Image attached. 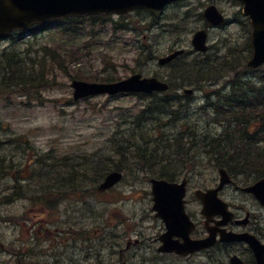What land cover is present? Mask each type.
I'll use <instances>...</instances> for the list:
<instances>
[{"label":"rangeland","instance_id":"obj_1","mask_svg":"<svg viewBox=\"0 0 264 264\" xmlns=\"http://www.w3.org/2000/svg\"><path fill=\"white\" fill-rule=\"evenodd\" d=\"M210 4H215L226 15L224 24L213 27L204 17ZM242 7L236 0H187L174 3L157 14L145 10L134 11L124 19L113 16L115 21L97 19L94 29L86 20L79 26L83 31L67 37L57 34L56 28L60 30L62 24L53 23L35 33L15 32L0 38V52L14 46L22 53L29 47L39 50L46 45H61L65 52H59L69 71L64 73L55 67L56 78H50L48 88L38 95L27 97L10 93L0 97V194L2 190L9 193L8 188L17 174L25 178L26 185L25 196L12 195V203L0 205V216H7L9 220L0 219V239L4 244L0 264H16L18 258L40 264H220L209 262L203 252L186 257L157 250L158 238L165 229L153 211L150 179L156 175L141 169V163L133 160L130 152L126 153L128 165H125L122 181L109 191L97 192V198L90 197L88 192H84L82 198L72 194L59 199L62 202L50 206L49 210L39 206L40 202L33 204L31 198L39 197L38 184L43 180L49 182L51 177L69 174L63 169L66 163L112 166L122 156L121 145L130 147L126 138L135 141L139 133H146L150 138L164 132L167 136L173 135L184 129L182 123L187 115L190 129L196 128L197 137L205 132L218 134L222 127L214 123L216 114L202 107L206 103V92L194 91L189 105L184 108L187 111L180 112L173 122H167L168 116L160 110L154 114L157 123L144 117L135 122L146 102H139L133 96L105 94L74 101L70 83L76 76L118 79L135 73L169 78L158 59L172 49H184L182 61L185 62L206 59L194 51L191 42L194 33L201 29L208 30L207 59L217 62L229 58L230 62L239 58V64L245 63L233 71H220L221 76H229V79L223 78L227 84L223 93L232 91L233 84L239 83L233 80L245 74L250 73L253 81H258L264 76V66L255 71L246 66L252 55L249 44L252 27ZM147 45L154 60L146 61L145 52L138 56ZM73 51H76L73 56H66ZM182 90L176 88L174 93H184ZM37 157L46 161L39 169ZM197 158L198 162L191 163L190 168L179 164L175 169H179V178L189 179L188 208L195 218L202 220V204L194 192L217 185L219 172L207 155L197 154ZM161 168L158 165L157 169ZM17 169L20 170L16 172ZM91 178L78 177L82 190L87 187L95 190V180ZM221 197L233 205L237 214L242 215L245 208L257 217L264 214L262 206L232 184L224 187ZM259 224L264 232V220ZM198 232L203 233V224ZM18 252L21 257L17 256Z\"/></svg>","mask_w":264,"mask_h":264},{"label":"trees","instance_id":"obj_2","mask_svg":"<svg viewBox=\"0 0 264 264\" xmlns=\"http://www.w3.org/2000/svg\"><path fill=\"white\" fill-rule=\"evenodd\" d=\"M141 10H137L140 12ZM154 14L153 11H151ZM101 18H108V16H87V17H69L58 24H62V28L58 30L57 34L61 37H67L70 34H76L82 29L79 26L89 22V26L94 29L96 20ZM104 21V19H103ZM46 26H35L30 32H38ZM25 32H19L23 34ZM250 44V43H249ZM44 46L39 50H32L27 48L21 53L19 48H5L0 52V97L7 96L10 93H17L24 96L38 95L40 92L48 88L49 79L57 76V71L54 72L55 67H59L60 71L69 73L68 64L63 60V55L59 50H63L61 45ZM148 47V45H147ZM64 51V50H63ZM148 51V48L143 50ZM141 51V53L143 52ZM65 52V51H64ZM25 53V54H24ZM76 51L68 53L66 56H73ZM28 54L34 55L31 57ZM140 55V54H139ZM147 56V57H146ZM146 61L154 56L147 52ZM229 58H223L217 62L210 61L209 58L203 61H194L191 64L185 61L174 64L172 69L168 72L170 77V88L163 94L154 93L152 97L147 94H136L137 98L146 102L142 107L141 113L136 117L135 121L140 119H149L148 121H155L158 119L156 113L162 111V114L168 116V122L176 120L180 112H186L189 105L190 98L187 95L173 93L178 84H197L199 88L202 82L212 80L214 76H218L220 71H233L234 68L242 66L239 64L237 58L235 61H228ZM50 61L56 63L55 65L48 64ZM77 63V62H73ZM85 80H99V81H113L116 78L113 76H90V79L79 77ZM92 77V78H91ZM252 76L245 74L242 77H237L235 81L238 84H233L232 91L221 93L216 90V101H211V96L207 95V100L210 109L214 110L216 114V122L220 124L222 130L217 134L211 132L202 133L200 137L195 135V129H190L191 121L188 119L182 123L183 130L173 134L166 135V133L158 134L155 138H150L146 133H139L133 141L131 138H126V142L130 143V149L127 145H121L120 154L122 156L112 166H97L85 167L80 163H66L64 167L65 174L50 179V181L43 180L38 184L39 197L31 198V202L38 205L42 203L41 207L59 205L64 197L69 195H80L83 193L79 184L78 177L91 178L95 180V188L103 180L106 174L112 170H126L127 155L131 154V158L136 162H140L141 169L151 172L157 177L166 178L169 180H176L179 173L175 169L179 164L183 167L190 168L191 163L198 162L197 154L207 155L210 162H213L216 167H224L233 175L245 173L253 175L256 179L264 176V84L256 85L250 81ZM205 88V87H204ZM151 98V99H150ZM185 98V99H183ZM150 99V100H149ZM213 102V103H212ZM206 105V107H207ZM157 123V122H156ZM196 126V123H193ZM258 124L259 127L254 130L253 125ZM160 129V128H158ZM181 129V128H180ZM192 131V134H191ZM131 150V151H130ZM65 158V156H64ZM36 163L39 168L45 166L46 161L43 157H37ZM165 163V164H163ZM158 165L162 166L157 169ZM3 166V165H2ZM51 167V164H50ZM36 169V170H37ZM70 169V170H69ZM195 169V166H193ZM20 169H17L18 172ZM173 170V171H172ZM11 177V175H8ZM77 177V178H74ZM24 177L19 174L8 188L9 193L4 190L0 194V205L9 204L14 200L12 195L16 197L25 196ZM97 186V187H98ZM95 191V190H94ZM95 193V192H94ZM45 196H49L46 198ZM56 199V201L54 200ZM61 199V200H59ZM52 211V210H51ZM4 222H7V216L1 217Z\"/></svg>","mask_w":264,"mask_h":264},{"label":"water","instance_id":"obj_3","mask_svg":"<svg viewBox=\"0 0 264 264\" xmlns=\"http://www.w3.org/2000/svg\"><path fill=\"white\" fill-rule=\"evenodd\" d=\"M173 0H0V37L14 29H27L35 23H46L50 20L63 18L66 16H80L86 14L100 13H127L136 8L163 9L165 5ZM244 3V14L248 15L253 25L252 44L254 54L248 61V65L258 67L264 63V0H241ZM205 17L217 25L224 21V17L215 6H210L205 11ZM207 32L197 31L193 38V45L197 50L206 51ZM183 50H178L173 54L162 58L161 63L168 62L181 54ZM75 88L76 99L90 94L108 92L111 94L119 91H145L164 90L167 84L157 78H142L140 74L134 75L126 80L109 84L87 83L75 80L72 83ZM221 182L217 188L207 191H197V196L204 205L202 212L208 217L222 213L226 219L231 218L227 210L228 204L218 198V192L223 186L230 182V177L225 169H221ZM122 177L120 172H112L101 184L100 189H108L117 183ZM153 209L157 215L161 216L168 228L164 237V250H174L179 253L188 254L204 247H209L213 243L214 235L205 240H192L189 233L194 227L185 212L186 181L182 183L169 182L164 179H152ZM264 203V178L255 185L248 188ZM181 235L185 241L180 243L168 238L173 235ZM226 239H246L251 242L257 256L259 264H264V247L252 237L245 235L228 234ZM237 263V262H234Z\"/></svg>","mask_w":264,"mask_h":264},{"label":"flooded vegetation","instance_id":"obj_4","mask_svg":"<svg viewBox=\"0 0 264 264\" xmlns=\"http://www.w3.org/2000/svg\"><path fill=\"white\" fill-rule=\"evenodd\" d=\"M251 196L253 197V195ZM255 202H257V204H260L258 201H255ZM244 213H245V216H243ZM244 213L242 215L238 213V216L235 218V220L225 228L228 231L253 233L256 236H258L259 239L262 240V242H264V232L262 230L261 225L259 224L261 221L264 220V217L262 216L257 217V215H252L251 213L246 212L245 209H244ZM190 215L192 216L193 219L195 218L193 214L190 213ZM195 220L197 221V229L196 231L192 233L193 238H204L208 236V234L210 233H208L207 227L209 228L217 227V229L222 228L220 227V225L217 224V221H219L220 219L218 217H213L208 225L204 224L203 233L199 234L198 230L200 228L199 227L200 219L195 218ZM160 237L161 236H159L158 238L159 240V246L157 248L158 251H159V247L162 246ZM0 248H3L1 241H0ZM202 252L205 257L210 259L209 262H212V263L216 261L220 264L221 263L222 264H233L232 263L233 257L238 256L239 259L241 260L240 264H257L252 251L247 247V245L243 241L224 242L218 238L212 247L198 251L197 253H202ZM160 253L167 254V255L171 254L173 256L178 255L177 253H174V252H160ZM197 253H194V254H197ZM194 254H191L189 256H192ZM226 258H228V262H225Z\"/></svg>","mask_w":264,"mask_h":264}]
</instances>
